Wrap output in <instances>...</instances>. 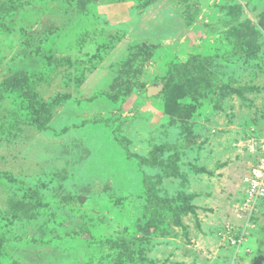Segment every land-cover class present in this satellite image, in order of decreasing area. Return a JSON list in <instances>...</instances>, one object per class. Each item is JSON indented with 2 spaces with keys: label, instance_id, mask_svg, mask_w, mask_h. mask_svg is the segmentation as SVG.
I'll use <instances>...</instances> for the list:
<instances>
[{
  "label": "rangeland",
  "instance_id": "374dc122",
  "mask_svg": "<svg viewBox=\"0 0 264 264\" xmlns=\"http://www.w3.org/2000/svg\"><path fill=\"white\" fill-rule=\"evenodd\" d=\"M260 168L264 0H0V264H264Z\"/></svg>",
  "mask_w": 264,
  "mask_h": 264
},
{
  "label": "built area",
  "instance_id": "2783aa9c",
  "mask_svg": "<svg viewBox=\"0 0 264 264\" xmlns=\"http://www.w3.org/2000/svg\"><path fill=\"white\" fill-rule=\"evenodd\" d=\"M246 181L249 185V194L255 197L257 200L264 199V169H254V174L250 175V177H246ZM220 235L222 238L226 236L224 232H220ZM241 241L242 240L233 237L231 240L227 241V243L234 247L241 244Z\"/></svg>",
  "mask_w": 264,
  "mask_h": 264
}]
</instances>
